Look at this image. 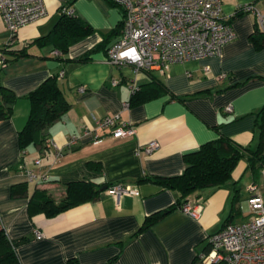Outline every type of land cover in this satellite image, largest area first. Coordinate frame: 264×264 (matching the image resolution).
<instances>
[{"label":"crops","instance_id":"crops-1","mask_svg":"<svg viewBox=\"0 0 264 264\" xmlns=\"http://www.w3.org/2000/svg\"><path fill=\"white\" fill-rule=\"evenodd\" d=\"M43 1L46 15L22 26L7 51L48 34L63 5L91 25L93 32L64 53L51 45L32 44L28 55L14 58L4 50L11 33L0 15V57L6 59L0 63V84L16 95L11 115L0 119V222L9 238H25L16 247L20 263L191 264L210 248V234L229 222L247 219V186L258 183L260 170L251 169L242 157L225 184L189 196L201 204L197 217L176 206L137 231L146 217L169 208L178 196L151 179H139L181 173L185 154L219 135L252 150L261 142L264 146V44L257 46L251 38L257 22L253 11L233 16L248 4L264 15V0H222V16L231 23L235 37L218 55L174 62L164 72L134 71L130 64L109 63L106 49L118 34L87 60H75L121 21L122 10L111 0ZM149 72L167 92L129 103L135 91L151 82ZM52 74L57 75L70 106L50 126L42 146L30 144L21 153L18 131L30 110L25 95ZM123 103L128 105L123 108ZM105 115H119L134 127V134L114 137L109 130H99L95 136L94 117ZM70 136H76L77 143L67 148ZM152 140L157 147L143 152ZM55 147L62 152L55 154ZM38 158L39 166L34 164ZM25 167L46 171L48 177L29 181ZM80 179L105 187L96 199L53 217L29 214L28 200L35 189H46L58 201L65 183ZM23 183L24 192L12 195V186ZM115 183L128 184L131 191L114 195L106 186ZM35 230L42 237L37 238Z\"/></svg>","mask_w":264,"mask_h":264},{"label":"built area","instance_id":"built-area-1","mask_svg":"<svg viewBox=\"0 0 264 264\" xmlns=\"http://www.w3.org/2000/svg\"><path fill=\"white\" fill-rule=\"evenodd\" d=\"M122 10V25L117 39L106 49V60L113 65H132L134 71L158 70L164 72L170 64L190 59L215 56L223 45L235 37L227 18L222 16V0H111ZM253 11L258 25L264 29V15L253 5L241 7ZM67 14L73 11L66 8ZM43 0H0V15L11 33L12 43L16 32L24 25L46 15ZM4 64V58L0 57ZM116 83V80H112ZM79 87V90H82ZM135 87H133V91ZM128 103H123L125 108ZM231 110V105H226ZM95 136L99 130H109L114 137H124L135 132L133 126L122 122L119 115L94 117ZM52 143V141H50ZM77 143L70 136L65 146ZM158 143L149 141L142 151L150 153ZM62 148L55 147V154ZM34 164L40 165V159ZM29 181L46 180V171L24 168ZM261 183L247 186L245 199L247 219L229 222L207 239L209 250L201 253L203 264H264V164L260 168ZM114 195L126 194L131 186L123 183L107 187ZM199 200H189L180 209L192 217L199 215ZM37 238L42 233L35 230Z\"/></svg>","mask_w":264,"mask_h":264},{"label":"trees","instance_id":"trees-1","mask_svg":"<svg viewBox=\"0 0 264 264\" xmlns=\"http://www.w3.org/2000/svg\"><path fill=\"white\" fill-rule=\"evenodd\" d=\"M66 8L64 5L59 7L58 20L48 34L33 39L27 45L15 50L7 51L13 42L7 43L4 45V50L13 55L14 58L28 55V47L32 44L39 46L51 45L62 53L66 52L69 45L93 32L91 25L74 16L73 13L67 14ZM243 12L242 9H237L233 16ZM121 25L122 22L120 21L116 29L107 33L103 40L75 60H87L92 51L104 48L107 40L112 35L119 33ZM251 38L257 46L264 44V32L260 29L258 22H256V30ZM150 76L151 82L135 91L129 103L143 101L167 92V88L160 80L151 74ZM25 96L29 99L30 110L25 124L18 131V144L21 153L30 144L34 143L42 146L49 135L50 126L61 118L70 106L59 86L56 74L48 76ZM15 98L16 95L10 89L0 84V119L11 115ZM261 111H264V108ZM50 141L48 140V143ZM242 157L246 158L251 169L259 171L262 164H264V146H262V142L256 149L252 150L249 147L238 145L227 136L219 135L213 140L202 143L197 150L185 154V167L181 173L169 176L141 177L139 180L151 179L163 187L175 190L178 196L175 203L169 208L146 217L137 231L149 226L168 210L176 206L180 207L191 200L189 196L195 191L204 187L216 188L225 184L230 180L233 168ZM90 165L97 166L92 162ZM102 187L103 184H98L92 180L69 181L65 183L63 196L58 201H55L46 189H35L29 196L28 212L30 215L43 213L46 217H53L70 207L96 199L103 190ZM24 190V183L13 185L11 194H22ZM24 240V237L9 238L0 222V264H21L16 254V247ZM191 264L203 263H201L199 257H195Z\"/></svg>","mask_w":264,"mask_h":264},{"label":"rangeland","instance_id":"rangeland-1","mask_svg":"<svg viewBox=\"0 0 264 264\" xmlns=\"http://www.w3.org/2000/svg\"><path fill=\"white\" fill-rule=\"evenodd\" d=\"M257 182L260 184V183H261V179L259 178V179L257 180Z\"/></svg>","mask_w":264,"mask_h":264},{"label":"water","instance_id":"water-1","mask_svg":"<svg viewBox=\"0 0 264 264\" xmlns=\"http://www.w3.org/2000/svg\"><path fill=\"white\" fill-rule=\"evenodd\" d=\"M105 187V186H104ZM104 187H102V189H104Z\"/></svg>","mask_w":264,"mask_h":264}]
</instances>
